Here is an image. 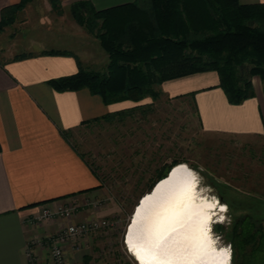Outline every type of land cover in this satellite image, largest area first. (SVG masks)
I'll list each match as a JSON object with an SVG mask.
<instances>
[{"label":"crops","instance_id":"obj_1","mask_svg":"<svg viewBox=\"0 0 264 264\" xmlns=\"http://www.w3.org/2000/svg\"><path fill=\"white\" fill-rule=\"evenodd\" d=\"M19 1L0 0V19L4 7ZM75 1L78 0H60L62 19L68 18L70 23L59 26V31L61 34L82 32L86 36V32L71 23L69 8ZM88 1L99 10L133 0ZM46 2L45 7L49 4L50 8H47L51 9V3ZM239 2L253 4L264 3V0ZM33 13L31 1L16 13L18 20L24 19L21 26L14 29V25H7L0 31V264H27L26 247L30 243L40 261L46 264L43 246L32 242L37 237L56 232L63 219L33 221L45 204L74 202L77 205L75 221L105 216L114 211L116 205L111 200L100 207V198H104L108 191L78 139L86 137L90 128L99 126L100 120L94 118L136 105L130 100L104 104L99 95L87 88L54 90L49 79L75 73L77 59L83 63L90 55L83 44L74 50L76 43L70 39L72 37L64 35L56 41L58 34L41 36V31L32 24L36 20ZM52 13L50 11L48 20L37 21L38 24L44 22V29L50 33L53 31L50 26L58 31L56 23H51ZM47 50L63 54L44 53ZM23 54L28 55L20 57ZM105 62L106 54L100 47V70ZM218 84V74L210 70L166 80L160 89L166 97L182 96L187 102L189 100L196 115L197 144L206 148L208 156L212 153V159L226 146L230 151L242 149L248 157H259L260 152H264L261 79L252 77L254 96L239 104L229 103ZM128 143L130 145L132 140ZM133 152L139 155L138 151ZM136 155L130 159L134 166L131 175L141 178L143 174L147 175L151 164H133V161L142 159ZM149 159L151 162L158 160L153 156ZM175 159L167 156L160 159L163 164L154 169L155 175L167 162ZM152 175L150 173L143 183L141 179L134 182L137 186L149 188ZM143 187L139 189L142 194L147 191ZM95 203H99L96 208Z\"/></svg>","mask_w":264,"mask_h":264},{"label":"trees","instance_id":"obj_2","mask_svg":"<svg viewBox=\"0 0 264 264\" xmlns=\"http://www.w3.org/2000/svg\"><path fill=\"white\" fill-rule=\"evenodd\" d=\"M29 1L20 0L1 10L0 31ZM49 1L52 8L60 10V0ZM70 12L98 39L107 62L102 70L95 71L84 68L77 59L75 73L48 80L56 91L87 88L104 104L124 100L138 103L145 97L156 100L166 80L211 70L218 74V85L231 104L254 96V76L261 79L264 94V3L133 0L98 10L90 1L78 0L70 5ZM44 53L63 54L56 50ZM121 113H107L94 120H111ZM260 208L264 205L245 209ZM262 219L264 214L248 212L235 222L231 237L227 236L232 254L240 250L246 257L242 264L264 261H258L264 253ZM251 242L252 249L245 254V245Z\"/></svg>","mask_w":264,"mask_h":264},{"label":"rangeland","instance_id":"obj_3","mask_svg":"<svg viewBox=\"0 0 264 264\" xmlns=\"http://www.w3.org/2000/svg\"><path fill=\"white\" fill-rule=\"evenodd\" d=\"M31 1L35 13L33 15L36 16V20L32 23L28 18L30 21L28 24H35L37 30L41 31L39 32L41 36L58 34L56 41H60V38L64 35L67 38L72 37L70 39L76 43L74 50L79 49V46L82 47L83 44L88 50L90 58L87 59L88 61L81 62V65L87 69L100 71L99 41L93 33H90L76 22L70 12V8L71 23L88 35L84 36L82 32L79 34L63 32L61 34L59 26L62 27L70 23L68 18L66 20L62 19V8L60 7V10H55L51 6L52 10H48L50 5L47 4L45 7L46 0H30L29 2ZM48 2L50 3L49 0ZM50 11L54 15L53 17L51 16L53 18V21L51 20L52 25L56 23L55 26H58V31L50 26V29L53 30L52 33L44 29V26H46L42 25L45 24L44 22L38 24L42 19H49ZM16 16L18 15L16 14ZM16 16L10 24L14 25V29L24 23V19L22 21L18 20ZM54 17H57V19ZM66 40L68 41V39ZM93 41L94 43L92 44ZM135 106L139 107L136 108ZM127 109L132 110L125 112ZM119 111L123 113L113 117L111 120H100L98 127L95 128L94 126L93 129L90 128V131L86 132V137L78 139L79 143L82 142L81 145L84 151L86 148L88 160L101 175L108 191L104 198H100V207L106 202H110L109 200L116 207L108 215L95 216L89 219H106L109 225L101 227L94 234L81 236L72 243L69 242L62 245L66 264H137L126 251L122 237L128 217L138 197L142 194V190L139 189L143 186H137L134 181L141 179L143 183L144 179H148L149 174L152 173L153 175L150 177L151 180L149 182L152 184L165 169H168L175 162L187 163L196 171L201 183L200 193L205 192L208 195L218 196L220 201H223L227 205V211L224 212L223 216H220L221 223L214 226V233L219 237L218 241L220 244L230 245V239L227 236L231 237L234 224L241 216L252 211L264 214V208L245 209L247 206L256 207V205H264V152H260L259 157H248L242 149L230 151L226 146L219 150L218 154L214 155L215 159H212L213 154L210 153L211 156H208L205 151L206 148L197 144L198 127L194 107L189 100L187 102L182 96L166 97L161 92L156 100H153L151 97H145L141 102L136 103V105L123 108ZM98 134L100 135L99 141H97ZM116 138H120L121 140L116 141ZM114 140V144H111V141L113 142ZM130 140H132V143L129 145L128 142ZM133 150L138 151L139 155H136V153L132 154L134 153ZM133 155H136L137 158L142 156L141 161H133V164H140L141 166L145 162L148 165L151 164L150 170L146 171V176L143 174L141 178H136L131 175L134 166L130 159H132ZM145 155L147 157L144 161ZM150 156L157 157L158 160L153 159L151 162ZM166 156L176 159L167 162L160 170V173L155 175L154 169L159 168V164H163L160 159ZM248 174H251V177H248ZM146 188L148 191L147 186L143 187V189ZM246 190L250 192H244ZM106 197H110L111 199H106ZM53 204L74 207L71 218L60 217V219H63V224L57 228V231L62 230L70 222H81L73 220L77 211V205L74 202H57ZM53 204H45L43 207L52 206ZM98 204L95 203L93 205L94 208ZM42 220L46 219L35 218L33 221L40 222ZM261 221L264 223L263 219ZM49 234H55V232ZM43 236H40V238ZM40 245L45 250V262L48 264V246L44 243H40ZM252 246V242L245 245V254L250 253L249 251L252 249ZM230 248L232 250V246ZM245 259L246 257H244L243 253L238 250L237 252H233L231 264H242ZM259 260H264V253L258 256ZM261 264H264V261Z\"/></svg>","mask_w":264,"mask_h":264},{"label":"bare ground","instance_id":"obj_4","mask_svg":"<svg viewBox=\"0 0 264 264\" xmlns=\"http://www.w3.org/2000/svg\"><path fill=\"white\" fill-rule=\"evenodd\" d=\"M200 190L196 171L178 162L137 200L123 236L137 264H231L230 246L214 233L227 205Z\"/></svg>","mask_w":264,"mask_h":264},{"label":"built area","instance_id":"obj_5","mask_svg":"<svg viewBox=\"0 0 264 264\" xmlns=\"http://www.w3.org/2000/svg\"><path fill=\"white\" fill-rule=\"evenodd\" d=\"M74 207L62 204H53L43 207L35 218H71ZM109 225L106 219H96L81 222H70L62 230L55 234L45 235L42 238L37 237L32 242L34 244L44 243L48 246V264H66L62 245L75 241L81 236H87L96 233L101 227ZM27 264H44L40 261L33 245L30 243L26 247Z\"/></svg>","mask_w":264,"mask_h":264},{"label":"water","instance_id":"obj_6","mask_svg":"<svg viewBox=\"0 0 264 264\" xmlns=\"http://www.w3.org/2000/svg\"><path fill=\"white\" fill-rule=\"evenodd\" d=\"M152 186H153V185H152ZM151 189H152V187H151L149 190H151ZM140 196H142V194H141ZM140 196L138 197V199H137V200H140V199H139V198H140ZM136 203H137V202H136ZM136 203H135V204H136ZM134 206H135V205H134ZM133 208H134V207H133ZM132 212H133V209H132L131 213H132ZM131 213H130V214H131ZM130 218H131V217L129 216V217H128V220H129ZM124 232H125V228H124V231H123V235H122V237L125 235V233H124Z\"/></svg>","mask_w":264,"mask_h":264},{"label":"snow or ice","instance_id":"obj_7","mask_svg":"<svg viewBox=\"0 0 264 264\" xmlns=\"http://www.w3.org/2000/svg\"><path fill=\"white\" fill-rule=\"evenodd\" d=\"M138 210V209H137ZM222 251H225L226 252V250H222Z\"/></svg>","mask_w":264,"mask_h":264},{"label":"clouds","instance_id":"obj_8","mask_svg":"<svg viewBox=\"0 0 264 264\" xmlns=\"http://www.w3.org/2000/svg\"><path fill=\"white\" fill-rule=\"evenodd\" d=\"M217 239H218V237H217ZM230 246V245H229Z\"/></svg>","mask_w":264,"mask_h":264}]
</instances>
